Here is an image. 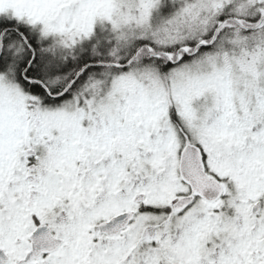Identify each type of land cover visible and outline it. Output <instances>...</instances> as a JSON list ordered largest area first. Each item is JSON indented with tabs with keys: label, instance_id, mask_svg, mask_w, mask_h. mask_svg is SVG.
<instances>
[{
	"label": "snow or ice",
	"instance_id": "6c2138e0",
	"mask_svg": "<svg viewBox=\"0 0 264 264\" xmlns=\"http://www.w3.org/2000/svg\"><path fill=\"white\" fill-rule=\"evenodd\" d=\"M0 264H264V0H0Z\"/></svg>",
	"mask_w": 264,
	"mask_h": 264
}]
</instances>
